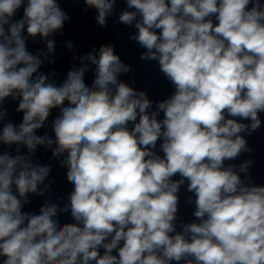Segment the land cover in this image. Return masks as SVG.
Returning a JSON list of instances; mask_svg holds the SVG:
<instances>
[{"label":"clouds","instance_id":"1","mask_svg":"<svg viewBox=\"0 0 264 264\" xmlns=\"http://www.w3.org/2000/svg\"><path fill=\"white\" fill-rule=\"evenodd\" d=\"M84 3L106 27L116 0ZM123 3L118 22L136 30L140 59L157 61L174 87L155 110L145 91L119 79L131 69L112 44L74 57L80 66L58 86L39 69L54 62L52 37L70 17L58 0H0V105L11 97L23 113L19 125L0 128V144L17 153L0 154V264H264V185L249 182L252 159L226 164L253 151L245 134L262 123L264 3ZM37 36L46 51L33 54L27 39ZM52 109L55 139L37 135ZM6 117L0 107V122ZM41 146L62 158L73 187L63 207L46 200L36 214L22 209L51 185L50 165L30 158ZM186 181L198 222L177 231ZM62 212L73 222L61 225Z\"/></svg>","mask_w":264,"mask_h":264}]
</instances>
